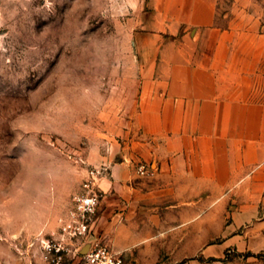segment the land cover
<instances>
[{"label":"rangeland","instance_id":"obj_1","mask_svg":"<svg viewBox=\"0 0 264 264\" xmlns=\"http://www.w3.org/2000/svg\"><path fill=\"white\" fill-rule=\"evenodd\" d=\"M154 1L0 0V264H50L42 241L60 238L91 172L90 239L126 264H264V211L205 207L182 223L168 207H127L115 186L118 167L154 173L131 153L128 113ZM218 14L264 35V0H218ZM122 227L117 250L107 229Z\"/></svg>","mask_w":264,"mask_h":264},{"label":"crops","instance_id":"obj_2","mask_svg":"<svg viewBox=\"0 0 264 264\" xmlns=\"http://www.w3.org/2000/svg\"><path fill=\"white\" fill-rule=\"evenodd\" d=\"M218 15V0H155L138 33L131 153L155 168L115 169L127 207H168L182 223L205 207L264 211V35ZM107 232L126 248L129 229Z\"/></svg>","mask_w":264,"mask_h":264},{"label":"built area","instance_id":"obj_3","mask_svg":"<svg viewBox=\"0 0 264 264\" xmlns=\"http://www.w3.org/2000/svg\"><path fill=\"white\" fill-rule=\"evenodd\" d=\"M139 173L144 176L146 167H140ZM96 178L95 172H91L83 184V192L74 197L73 207L61 227L60 238L42 241L43 255L50 264H69V258L79 259V264H126L123 253L114 252L97 239H93L85 255L81 254L84 245L91 240L94 218L101 201Z\"/></svg>","mask_w":264,"mask_h":264},{"label":"water","instance_id":"obj_4","mask_svg":"<svg viewBox=\"0 0 264 264\" xmlns=\"http://www.w3.org/2000/svg\"><path fill=\"white\" fill-rule=\"evenodd\" d=\"M93 241H94V240H91V241L87 242V243L84 245L83 249L81 250V254H82V255H85V254L88 252V250L91 248V246H92V244H93Z\"/></svg>","mask_w":264,"mask_h":264}]
</instances>
